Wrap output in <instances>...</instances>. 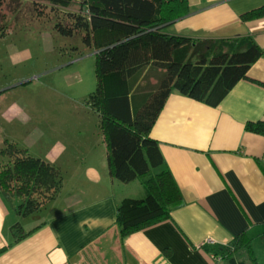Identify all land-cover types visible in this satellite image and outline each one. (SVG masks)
<instances>
[{"label":"crops","instance_id":"1","mask_svg":"<svg viewBox=\"0 0 264 264\" xmlns=\"http://www.w3.org/2000/svg\"><path fill=\"white\" fill-rule=\"evenodd\" d=\"M187 2L188 13L169 33L217 42L250 37L264 49V17L241 19L264 0ZM256 120H264V55L216 106L171 91L151 129L183 197L170 218L121 237L116 204L141 197L144 188L138 179L111 177L96 142L92 155L65 167L58 194L38 217L21 219L29 234L18 242L10 231L21 217L17 200L0 193V264H227L203 245H226L241 232L252 238L255 255L264 254V135L245 130ZM64 152L55 147L44 158L60 166Z\"/></svg>","mask_w":264,"mask_h":264},{"label":"trees","instance_id":"2","mask_svg":"<svg viewBox=\"0 0 264 264\" xmlns=\"http://www.w3.org/2000/svg\"><path fill=\"white\" fill-rule=\"evenodd\" d=\"M6 0H0V12ZM39 16L62 36L79 35L94 51L95 88L85 103L97 114L100 142L111 177L138 179L144 194L116 204L121 237L170 218L183 204L151 129L171 91L216 106L250 65L264 55L253 39L220 41L171 34L167 27L188 13L187 0H30ZM45 7V14L44 12ZM264 17V5L241 14L243 21ZM245 130L264 135V120ZM60 166L32 154L12 139L0 145V193L17 200L19 216L36 214L62 185ZM13 243L29 234L20 221L10 226ZM252 238L241 232L226 245L205 246L227 264H259ZM6 246L0 248V253ZM244 254V255H243ZM242 255V257H240ZM240 257V258H239Z\"/></svg>","mask_w":264,"mask_h":264},{"label":"rangeland","instance_id":"3","mask_svg":"<svg viewBox=\"0 0 264 264\" xmlns=\"http://www.w3.org/2000/svg\"><path fill=\"white\" fill-rule=\"evenodd\" d=\"M44 17L30 0H6L1 9L0 145L12 139L41 157L61 147L64 175L75 157L101 145L97 114L85 103L96 85L94 51ZM255 256L264 264V254Z\"/></svg>","mask_w":264,"mask_h":264},{"label":"built area","instance_id":"4","mask_svg":"<svg viewBox=\"0 0 264 264\" xmlns=\"http://www.w3.org/2000/svg\"><path fill=\"white\" fill-rule=\"evenodd\" d=\"M207 242L208 243H213V240L212 239H208Z\"/></svg>","mask_w":264,"mask_h":264}]
</instances>
